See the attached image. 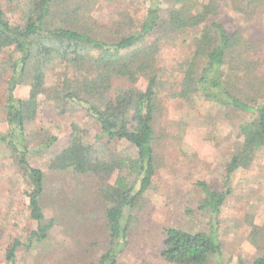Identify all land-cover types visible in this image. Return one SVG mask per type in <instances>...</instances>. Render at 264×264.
I'll return each instance as SVG.
<instances>
[{
    "label": "trees",
    "instance_id": "trees-1",
    "mask_svg": "<svg viewBox=\"0 0 264 264\" xmlns=\"http://www.w3.org/2000/svg\"><path fill=\"white\" fill-rule=\"evenodd\" d=\"M17 1L24 9L21 24L10 23L0 6V52L10 51L9 59L2 62L7 96L4 112L10 130L0 135V146L14 153L30 185L26 193L28 210L38 229L29 234L28 241L44 242L53 228L52 222L46 223L40 200L45 174L27 158L26 126L35 119L40 98L62 113L70 107L82 109L99 127L93 142L87 130L73 124L67 146L55 153L49 168L97 180L100 194L108 203V248L98 264H118L120 254L129 247L132 213L153 186L158 166L156 144L164 139L178 145L185 132L183 123L165 120L163 126L160 124V117L165 115L160 108L165 94L191 108L197 101L214 102L227 110L251 115L250 121L240 127V142L225 166V187L214 190L205 182L198 183L204 194L199 208L210 217L209 231L180 227L163 231L160 257L166 264H209L213 260L225 264L214 223L232 194L233 175L249 169L264 149V80L260 73L264 58L260 57V42L246 40L240 32H228L215 18L222 6L244 13L264 4V0H145L150 7L143 22L114 40L95 33L84 12L95 0ZM167 1L173 4L164 9L162 5ZM193 30H200V35L195 38L194 54L186 64L183 81L163 80L158 66L162 42ZM63 66L67 70L62 80L48 85V72ZM240 72L248 82H236ZM117 77L127 78L134 87L118 89L112 99L110 93ZM142 80L146 83L144 89L136 87ZM26 83L30 87L28 98H17V88ZM58 141L46 134L38 151H50ZM114 141L129 143L135 157L113 151L110 143ZM124 171L128 176L123 175ZM116 172L119 175L111 185L109 180ZM253 229L251 240L258 251L252 264H264V226ZM21 246L22 242L15 240L7 248L6 264H16Z\"/></svg>",
    "mask_w": 264,
    "mask_h": 264
},
{
    "label": "rangeland",
    "instance_id": "rangeland-1",
    "mask_svg": "<svg viewBox=\"0 0 264 264\" xmlns=\"http://www.w3.org/2000/svg\"><path fill=\"white\" fill-rule=\"evenodd\" d=\"M172 4L167 1L162 7L168 9ZM0 6L10 23H23L24 9L19 1L0 0ZM149 7L150 3L145 0H95L84 12L91 19L95 33L114 40L129 33L133 25H140ZM222 7L215 20L230 33L240 32L246 40L260 42V57L264 58V4L244 13L229 6ZM199 35L200 30H193L162 42L158 66L163 80L183 81L186 64L194 54L195 38ZM9 56L10 51L0 52V135L10 130L4 112L7 96L2 70V62ZM261 64L264 80V62ZM65 70L67 68L63 66L49 71L48 85L60 82ZM235 80L248 82L241 72ZM145 85L142 80L136 87L144 89ZM130 87L134 86L127 78H114L110 98H114L118 89ZM29 92L26 83L18 87L15 94L19 99H26ZM160 108L165 114L159 119L162 126L165 120L183 123L185 132L178 145L164 139L156 144L158 166L153 186L132 213L129 247L120 254L118 264H166L160 257L166 228L209 231L210 217L199 208L204 194L198 183L205 182L214 190L225 187V166L240 142V127L251 119V115L227 110L214 102L197 101L191 108L165 94ZM66 110L62 113L41 97L35 119L26 126L27 158L33 167L45 174V190L40 200L46 223H53L44 242L32 244L28 241L29 234L38 229L28 210L26 193L30 191V185L14 153L8 147L0 146V264H6L7 248L15 240L22 242L16 264H98L108 248L105 219L108 203L100 194L97 180L89 175L49 168L55 153L67 146L73 124L87 130L90 141L94 142L99 133V127L86 111L74 107ZM208 133L212 137L207 138ZM46 134L59 141L50 151L39 152ZM110 148L123 156L135 157L134 148L126 141L111 142ZM122 173L128 176L127 171ZM118 175L116 172L109 184L113 185ZM231 188L232 194L214 223L222 243V260L225 264H252L258 250L252 244L251 233L254 227L264 226V149L257 153L249 169L233 175ZM215 261L209 264H216Z\"/></svg>",
    "mask_w": 264,
    "mask_h": 264
}]
</instances>
